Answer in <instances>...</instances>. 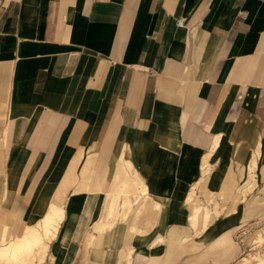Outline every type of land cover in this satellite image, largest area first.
<instances>
[{"label": "crops", "instance_id": "obj_1", "mask_svg": "<svg viewBox=\"0 0 264 264\" xmlns=\"http://www.w3.org/2000/svg\"><path fill=\"white\" fill-rule=\"evenodd\" d=\"M3 58L16 96L0 159L5 223L16 197L36 223L93 148L104 150L103 168L126 146L121 165L130 157L133 181L157 207L165 200V226L212 150L214 193L236 196L252 162L264 166V0H0ZM8 87L0 71L1 110ZM100 195L68 192L57 264L73 258L90 224L95 234ZM196 212L191 223L207 227ZM222 227L207 232L208 244L220 243Z\"/></svg>", "mask_w": 264, "mask_h": 264}, {"label": "rangeland", "instance_id": "obj_2", "mask_svg": "<svg viewBox=\"0 0 264 264\" xmlns=\"http://www.w3.org/2000/svg\"><path fill=\"white\" fill-rule=\"evenodd\" d=\"M11 67V60L0 59V71L5 84L9 85L4 92L8 99L7 109H0V159L4 157L8 143V121L12 118L10 110L16 103ZM184 118L188 120L187 115ZM103 151L100 148L89 149L83 166L90 167L85 171L82 166L80 174H77L76 164H72L76 178L71 180L72 184L66 185L70 192L76 189L86 193H101L99 210L93 220H99L103 214L98 230L91 234L92 240L88 241L90 246L86 249L92 231L90 224L77 238L78 242L74 245L77 252L71 255L73 258L65 262L58 261V264H138L134 260V253L141 255L140 264H148L150 256L156 258L154 264H264V166L256 165V159L248 170V179L237 182L236 196L229 197L225 193H214L209 185L215 165L210 157L215 151L212 150L203 159L201 176L190 187L180 212L173 215L177 217L172 219V223L169 222V226H165V200H160V207H157L153 204L148 188H141L140 182L138 188L127 194L121 189L122 175L120 187L115 180L126 146L114 152V165L102 168L98 164ZM195 159L190 157L189 162ZM123 166L132 175L135 166L130 157ZM58 191H61L60 187ZM12 200L13 207L5 219L8 223L4 222L10 228L7 241L14 240L20 230L35 227L43 217L36 223L24 221L26 214L23 207L26 203H22L18 197ZM27 203L32 204L31 201ZM196 207H204L210 213L205 228H202L205 223L199 222L194 226L189 220ZM19 224L21 227L17 228ZM218 224L223 226V230L218 236L220 243L213 247L216 240L208 244L206 234ZM3 233L0 237H3ZM160 235L164 237L163 242L153 244ZM55 241L52 249L53 241L48 243L49 250H44L43 245L36 248V254L27 257L26 264H57L58 239ZM131 251L132 259L129 257ZM162 255L164 257L161 258Z\"/></svg>", "mask_w": 264, "mask_h": 264}, {"label": "bare ground", "instance_id": "obj_3", "mask_svg": "<svg viewBox=\"0 0 264 264\" xmlns=\"http://www.w3.org/2000/svg\"><path fill=\"white\" fill-rule=\"evenodd\" d=\"M124 167L120 165L117 168L115 180L120 187V175H122L123 182L121 183V189L129 194L133 189L138 188L139 181L136 179L137 177L134 176L136 179L135 183L133 181V176L125 171ZM74 175L75 168L71 166L63 182L60 184L61 191L55 193L50 202V207L43 215L41 221H39L35 227H27L24 231L20 230V233L17 234L14 240L7 241L10 228L7 227L3 220H1L2 217H0V234L4 232L3 237H0V264H26L27 257L36 254V248L43 245L44 250H49V241L52 242L59 238V228L65 218L64 207L67 201V193L69 192L66 185L72 184L71 180L73 181L76 178ZM73 191L78 192L79 190L76 191L75 189ZM199 208H194L197 212L195 216L193 215V222L199 219L205 221L209 220V212ZM90 239L92 240L91 236H89L88 241H90Z\"/></svg>", "mask_w": 264, "mask_h": 264}, {"label": "built area", "instance_id": "obj_4", "mask_svg": "<svg viewBox=\"0 0 264 264\" xmlns=\"http://www.w3.org/2000/svg\"><path fill=\"white\" fill-rule=\"evenodd\" d=\"M179 23V25H182V22H178Z\"/></svg>", "mask_w": 264, "mask_h": 264}]
</instances>
